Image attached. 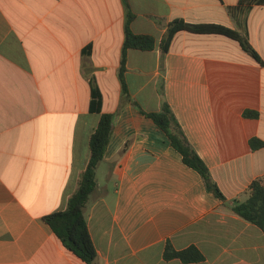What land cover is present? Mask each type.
<instances>
[{
  "label": "crops",
  "instance_id": "0c3cea01",
  "mask_svg": "<svg viewBox=\"0 0 264 264\" xmlns=\"http://www.w3.org/2000/svg\"><path fill=\"white\" fill-rule=\"evenodd\" d=\"M128 2L132 31L157 40L128 50L129 93L145 112L169 103L225 201L125 100V0H0V264H86L44 217L67 209L88 166L93 86L115 115L85 210L94 264H185L165 259L168 243L196 247L204 260L191 264H264V231L232 209L264 179V1ZM175 20L236 30L262 63L236 40L188 31L163 56Z\"/></svg>",
  "mask_w": 264,
  "mask_h": 264
},
{
  "label": "trees",
  "instance_id": "16d2710c",
  "mask_svg": "<svg viewBox=\"0 0 264 264\" xmlns=\"http://www.w3.org/2000/svg\"><path fill=\"white\" fill-rule=\"evenodd\" d=\"M125 7V42L119 70V79L123 87L125 100L132 103L142 115L153 120L159 129L167 135L172 147L181 154L184 164L201 175L207 191L218 199L225 201V197L217 183L213 180L209 168L191 146L169 103L163 101L159 112H145L132 99L125 80L128 50L153 51L157 47V40L151 35H138L132 31L131 24L135 19V15L131 10L128 0H125ZM181 31L226 36L238 41L246 52L262 63L257 51L250 45L247 38L238 31L221 25L191 24L182 20H175L169 25L167 33L160 43L163 56L168 53L175 35ZM90 111L100 113L101 118L98 127L90 138V159L88 166L81 176L77 191L68 201L67 209L44 217L46 223L52 228L65 248L86 264L95 263L97 260V250L89 232L85 210L91 196L97 189V168L104 159L115 120L114 114L102 112V95L96 86L92 87ZM259 116L260 114L255 111L247 110L244 112L245 118L257 119ZM251 145L253 148H256V141H251ZM232 209L236 214L264 231V179L254 181L249 188V198L245 202H235ZM164 256L167 260L179 259L185 264L199 263L204 260L203 254L196 247L177 251L171 243L166 245Z\"/></svg>",
  "mask_w": 264,
  "mask_h": 264
}]
</instances>
